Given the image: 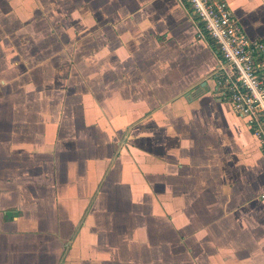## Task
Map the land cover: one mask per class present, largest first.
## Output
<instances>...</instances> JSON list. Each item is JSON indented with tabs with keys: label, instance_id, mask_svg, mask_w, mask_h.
<instances>
[{
	"label": "crops",
	"instance_id": "1",
	"mask_svg": "<svg viewBox=\"0 0 264 264\" xmlns=\"http://www.w3.org/2000/svg\"><path fill=\"white\" fill-rule=\"evenodd\" d=\"M28 1L0 4L17 22L0 39V264H264V153L188 3L45 0L41 23ZM226 1L264 42V0Z\"/></svg>",
	"mask_w": 264,
	"mask_h": 264
},
{
	"label": "built area",
	"instance_id": "2",
	"mask_svg": "<svg viewBox=\"0 0 264 264\" xmlns=\"http://www.w3.org/2000/svg\"><path fill=\"white\" fill-rule=\"evenodd\" d=\"M215 44L220 84L231 111L244 120L264 153V42L249 37L226 0H185Z\"/></svg>",
	"mask_w": 264,
	"mask_h": 264
},
{
	"label": "rangeland",
	"instance_id": "3",
	"mask_svg": "<svg viewBox=\"0 0 264 264\" xmlns=\"http://www.w3.org/2000/svg\"><path fill=\"white\" fill-rule=\"evenodd\" d=\"M2 1L3 0H0V4L3 6V3H2ZM35 2L34 3H31L32 2V0H30V1H28V2H25L24 3V6H22V7H24V10H25V12L26 13H28L29 12V9L31 8V6H33V4L35 5H37V7H38V5L39 4H41V6L43 7L42 8V11H41V14L40 15H38L37 17H33L32 15L30 16V17H26L27 18V20L30 18L31 20H34V21H38V22H41V21H43L42 20V18L43 19H45V17L47 16V13H46V11H44V8H45V0H34ZM8 3V2H7ZM29 15V14H28ZM25 16V15H24ZM27 16V15H26ZM54 16H55V14H54ZM12 16H9V17H3V18H0V20L2 21V22H5L6 24V27H4V29H1L0 28V39L4 36L5 37V41L7 40V38H9V37H12L13 36V32H14V30L13 29H11V28H13L14 26L13 25H10V22H13V24H15L16 25V19L15 18H11ZM9 18V19H8ZM14 22H16V23H14ZM42 23V22H41ZM44 24V23H43ZM23 25H28L27 23L26 24H23ZM45 25V24H44ZM26 26H24L23 27V29H21L22 30V32H23V34H28L30 31L27 29V28H25ZM40 31H42V29H39ZM17 31V30H16ZM7 37V38H6ZM19 41V40H18ZM18 47V46H17ZM12 49L14 48V46L13 47H11ZM6 49H8V47L6 46V45H3V47H2V49H0V58H1V56L5 53L4 51L6 50ZM15 50V49H14ZM13 50V51H14ZM12 52V51H11ZM10 52V53H11Z\"/></svg>",
	"mask_w": 264,
	"mask_h": 264
},
{
	"label": "trees",
	"instance_id": "4",
	"mask_svg": "<svg viewBox=\"0 0 264 264\" xmlns=\"http://www.w3.org/2000/svg\"><path fill=\"white\" fill-rule=\"evenodd\" d=\"M207 37H208V36H207ZM208 38H209V37H208ZM208 41H209L210 44H212V40H211L210 38L208 39Z\"/></svg>",
	"mask_w": 264,
	"mask_h": 264
}]
</instances>
